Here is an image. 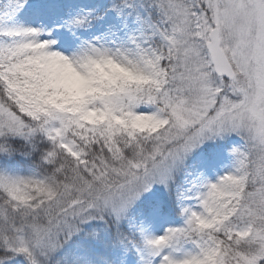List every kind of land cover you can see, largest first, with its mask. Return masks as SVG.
Returning <instances> with one entry per match:
<instances>
[{
  "label": "snow or ice",
  "instance_id": "1",
  "mask_svg": "<svg viewBox=\"0 0 264 264\" xmlns=\"http://www.w3.org/2000/svg\"><path fill=\"white\" fill-rule=\"evenodd\" d=\"M0 264H264V0H0Z\"/></svg>",
  "mask_w": 264,
  "mask_h": 264
}]
</instances>
